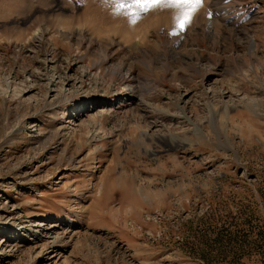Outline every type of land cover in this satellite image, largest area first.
<instances>
[{
    "label": "rangeland",
    "instance_id": "obj_1",
    "mask_svg": "<svg viewBox=\"0 0 264 264\" xmlns=\"http://www.w3.org/2000/svg\"><path fill=\"white\" fill-rule=\"evenodd\" d=\"M177 14L0 0V264H264V0Z\"/></svg>",
    "mask_w": 264,
    "mask_h": 264
},
{
    "label": "snow or ice",
    "instance_id": "obj_2",
    "mask_svg": "<svg viewBox=\"0 0 264 264\" xmlns=\"http://www.w3.org/2000/svg\"><path fill=\"white\" fill-rule=\"evenodd\" d=\"M118 10L136 9L140 11H148L151 7L160 4L170 5L178 10L176 21L178 27L185 29L192 20L195 11L202 6L203 0H114ZM136 15L134 11L132 13Z\"/></svg>",
    "mask_w": 264,
    "mask_h": 264
},
{
    "label": "bare ground",
    "instance_id": "obj_3",
    "mask_svg": "<svg viewBox=\"0 0 264 264\" xmlns=\"http://www.w3.org/2000/svg\"><path fill=\"white\" fill-rule=\"evenodd\" d=\"M132 36V35H131Z\"/></svg>",
    "mask_w": 264,
    "mask_h": 264
}]
</instances>
